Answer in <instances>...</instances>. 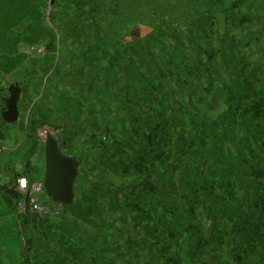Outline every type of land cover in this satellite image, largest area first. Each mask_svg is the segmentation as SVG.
I'll use <instances>...</instances> for the list:
<instances>
[{"label": "trees", "instance_id": "obj_1", "mask_svg": "<svg viewBox=\"0 0 264 264\" xmlns=\"http://www.w3.org/2000/svg\"><path fill=\"white\" fill-rule=\"evenodd\" d=\"M43 2L0 0V113L18 83V120L35 126L39 72L36 124L80 165L71 205L19 213L16 178L43 177L36 137L39 163L0 183L15 214L0 264H256L259 250L264 260V0H52L51 25ZM98 83L99 106L73 102L74 86ZM8 124L0 114V144Z\"/></svg>", "mask_w": 264, "mask_h": 264}, {"label": "rangeland", "instance_id": "obj_2", "mask_svg": "<svg viewBox=\"0 0 264 264\" xmlns=\"http://www.w3.org/2000/svg\"><path fill=\"white\" fill-rule=\"evenodd\" d=\"M184 2H185V0H183V1L177 0V6L179 9H182ZM161 3L162 2H159L158 5L164 4V3H162V4ZM140 7H141V4L138 8H140ZM41 11H42L43 18H44L42 20V24L44 25V24H47L45 21V16H44L45 15V3L44 2L42 3ZM135 28H136V24H131L130 32L135 30ZM25 51L28 54H30L32 59L39 58V55L36 53V47L33 48L32 50L31 49H25ZM42 63H44L45 66L47 64L46 61H42ZM52 68H53V64L49 66V68H48L49 72L52 70ZM38 74H40V73L39 72L38 73L33 72L31 74V76H29V81H31L32 90L34 91V93H32L33 100L30 103H28L29 104L28 111H30V112H32L33 109L37 108L38 104L40 103L39 101L42 100V98L39 99V97L42 95L43 88L48 86V85H46V83L43 79L39 80ZM87 74L88 73H86V75ZM86 78L90 79V76L85 77V79L83 80L85 83H87ZM89 90L90 89L86 85L81 87V89L79 88L77 90V92L80 93V97L82 99L79 101L73 100V102H75L76 104L84 103L85 105L87 104V106H89L90 104H94V105L101 104L100 102H102V99H101L102 90L99 86V83H98V85L95 84L93 89H91V91H89ZM78 93H76V94H78ZM100 99H101V101H100ZM110 100H111L110 98L109 99L106 98V102L109 103ZM128 100H129V98H128ZM132 101H134V100L132 99ZM132 103H134V102H132ZM69 108H72V107L69 106ZM69 112H71V111H69ZM87 113H88V111L86 109V111H84L83 114H87ZM48 114H51V116H49L50 118H48V120H47V121H49L50 125H54L55 123H57L59 121V115L54 114V112L52 113V111H51V113H48ZM96 114H97V116H99V111H96ZM84 119H85V115L83 117V120ZM26 120H23L21 122H19L17 120L11 124H8L5 128L6 133L9 132V134L10 133L12 134L14 142L5 139V141L1 142V144H0V165H1V177H2L1 183H3L5 181V175H6L5 166H7V164H9L10 160L13 162L14 161L13 156H14V158H16L18 156L19 152L24 154L23 159H25V162H27V160H30L32 162L37 160V158H36L37 154L34 152L35 147H36V146H34L36 134H35V139H34V133L32 131L31 121L27 122ZM86 121H89V120L86 119ZM58 126H59V124H58ZM48 127L51 128V126H48ZM61 130H63V129H61ZM19 140H20L21 144L16 143ZM38 196L43 199L41 194H39ZM262 256H263V254L259 250L258 259H256V261H257L256 264H264V260H261L262 258H260Z\"/></svg>", "mask_w": 264, "mask_h": 264}, {"label": "water", "instance_id": "obj_3", "mask_svg": "<svg viewBox=\"0 0 264 264\" xmlns=\"http://www.w3.org/2000/svg\"><path fill=\"white\" fill-rule=\"evenodd\" d=\"M218 30L224 31V16L216 13ZM7 97L4 98V109L1 110V117L6 123H13L18 120L17 101L20 87L18 83L6 87ZM42 147L43 177L41 180L43 195L53 203L69 206L73 202V182L78 175L80 162L69 155L64 154L55 136L47 134Z\"/></svg>", "mask_w": 264, "mask_h": 264}, {"label": "built area", "instance_id": "obj_4", "mask_svg": "<svg viewBox=\"0 0 264 264\" xmlns=\"http://www.w3.org/2000/svg\"><path fill=\"white\" fill-rule=\"evenodd\" d=\"M45 21L47 25L50 24L49 15L52 9V0H45ZM37 53L43 54V49L39 47L37 49ZM36 137L43 143L47 134H51L55 136L56 131L52 128L48 127L47 125H42L38 129L35 130ZM1 165H0V183H1ZM16 190L22 194L26 199L21 200L18 203V212L24 213L27 210L37 213V214H44L49 212H56L60 210L61 204L49 202L48 204H41L39 200V194H42V184L41 180L33 179L28 181L24 176H19L16 178Z\"/></svg>", "mask_w": 264, "mask_h": 264}, {"label": "crops", "instance_id": "obj_5", "mask_svg": "<svg viewBox=\"0 0 264 264\" xmlns=\"http://www.w3.org/2000/svg\"><path fill=\"white\" fill-rule=\"evenodd\" d=\"M81 87L82 86H80V85H76V86H74L73 87V93H75V90H78L79 88L81 89ZM50 92V91H49ZM47 96V95H46ZM47 97H53V94H51V92L50 93H48V96ZM47 97H45L46 98V107H48L49 105H48V100H47ZM40 103L38 104V106H37V108H35V109H33V111L32 112H30V117H32V120H34V124H35V126H32V131H33V133H34V139H35V130L36 129H38L39 128V125L38 124H36V123H38V119H39V117H40V113H39V108L43 105V100H41V101H39ZM25 104H27V103H25ZM24 104V105H25ZM51 104V103H50ZM100 105V104H99ZM99 105H97V106H99ZM26 106V105H25ZM48 110H51V108L49 109V108H47V111ZM26 120V119H25ZM19 122H21V120L19 119L18 120ZM27 122H29L28 120H26ZM6 139L7 140H9V141H13L14 142V139H13V137H12V134L10 133L9 134V132H7L6 134ZM17 138V137H16ZM17 144L18 143H20V140L19 141H17L16 142ZM21 144V143H20ZM39 145H40V143L38 144L37 143V141H36V139H35V145L34 146H36L35 147V153L37 154V156H36V158H37V160L36 161H34V162H32V161H30V160H27V163L28 162H30V164H31V166H34V165H36V164H38L39 163V159H38V155H39ZM24 158V154L23 153H21V152H19L18 153V156L16 157V158H14V156H13V159H14V161L12 162L11 160H10V162H9V164H7V166H5V173H6V175H5V179L6 178H10L9 176L10 175H12L13 174V172H18V171H20L23 167H24V165L26 164V162H25V159H23ZM42 195V194H41ZM42 197H43V199L45 200V201H43L42 199H40V201H41V203L42 204H48L49 203V201L42 195ZM13 223H15V214H13L12 212H10L7 208H5V206L4 205H2V204H0V230H2L3 228L5 229V228H7V226H11Z\"/></svg>", "mask_w": 264, "mask_h": 264}]
</instances>
